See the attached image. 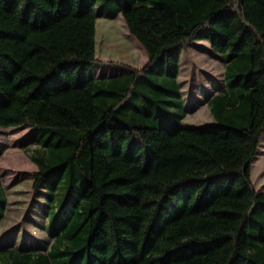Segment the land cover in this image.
<instances>
[{
	"label": "trees",
	"instance_id": "1",
	"mask_svg": "<svg viewBox=\"0 0 264 264\" xmlns=\"http://www.w3.org/2000/svg\"><path fill=\"white\" fill-rule=\"evenodd\" d=\"M121 16L142 68L97 74L96 22ZM224 65L213 127H184L181 55ZM35 131L48 251L0 264H264V0H0V129ZM7 196L0 177V225Z\"/></svg>",
	"mask_w": 264,
	"mask_h": 264
},
{
	"label": "rangeland",
	"instance_id": "2",
	"mask_svg": "<svg viewBox=\"0 0 264 264\" xmlns=\"http://www.w3.org/2000/svg\"><path fill=\"white\" fill-rule=\"evenodd\" d=\"M206 41L186 46L181 55L179 83L188 114L184 127H213L217 125L208 105L209 93L224 86V65L220 56L211 55ZM96 58L105 65L97 74L122 73L123 65L142 68L148 57L134 39L122 17L96 22ZM108 72V73H105ZM35 131L26 128L0 129V177L7 196V211L0 225V245L16 249L25 246L48 251L52 240L48 236V218L42 212L46 205L43 187L33 189L37 166L31 155L37 149ZM255 188L264 192V133L251 167Z\"/></svg>",
	"mask_w": 264,
	"mask_h": 264
}]
</instances>
